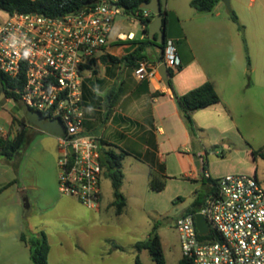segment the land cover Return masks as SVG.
<instances>
[{"label":"built area","instance_id":"1","mask_svg":"<svg viewBox=\"0 0 264 264\" xmlns=\"http://www.w3.org/2000/svg\"><path fill=\"white\" fill-rule=\"evenodd\" d=\"M143 10V17H150L152 12ZM6 15L0 18V73L23 83L13 91L27 110L62 121L66 134L58 137L59 189L88 209L99 210L102 145L100 137L85 133V75L95 61L111 53L113 43L137 36L132 31H115L117 18L126 15L117 0L93 2L58 16ZM160 62L174 71L181 65L173 40L168 41ZM159 66L142 61L134 68V76L150 81L160 76ZM203 177L208 180V192L202 206L176 221L182 259L186 264H264L261 181L245 174L214 177L208 170ZM198 213L206 219L208 234L201 235L197 228Z\"/></svg>","mask_w":264,"mask_h":264},{"label":"rangeland","instance_id":"2","mask_svg":"<svg viewBox=\"0 0 264 264\" xmlns=\"http://www.w3.org/2000/svg\"><path fill=\"white\" fill-rule=\"evenodd\" d=\"M163 2L165 4V0ZM171 3L178 4L191 40L194 38V41H198L206 56L216 57L221 43L231 35L232 40L228 42L231 48L229 52H222L221 59L228 57L229 62L230 70L227 75H223L229 81L227 92L237 89V98L244 100L239 102L224 93V98L229 100L233 109L232 118L238 131L232 128L220 132L211 130L205 133L202 141L209 161L214 162L223 175L257 176L264 186V159L252 154V151L264 152V0H222L219 3L222 13L220 18L211 13H198L189 0H172ZM231 11L236 13L240 24L244 26L243 34L239 32L238 24L231 20ZM6 16V12L0 9V18ZM180 29L176 24L173 32H180ZM115 31H132L137 37L143 33L141 22L128 15L117 18ZM172 40L177 47L188 51V41L184 35ZM128 50L127 45H119L112 47L110 52L122 57ZM145 54L152 62V59L161 56L162 50L152 46ZM118 65L111 60L107 63L99 61L90 68L91 79L105 77L108 84L111 80L107 78H114L108 67L119 69ZM125 70L123 66L124 73ZM5 103L6 97L0 82V114L9 111L18 114L20 104L17 101L11 99L3 107ZM198 136L196 130L195 138L198 139ZM49 142L56 143L52 138ZM124 167L126 170V161ZM179 170L178 160L171 156L169 172L177 173ZM127 174L130 178L129 171ZM177 176L175 179H166L165 189L161 192L150 188L146 176L140 175L136 183L128 180L125 183L127 206L121 215L116 214V208L111 204L114 200L113 188L105 177L102 181L103 203L99 210L88 209L73 197L60 195L62 201H59L53 198L50 190L48 192L54 201L40 208L34 207L25 214L26 233L32 236L45 232L50 244L49 264H135L137 256H140L143 264H155L149 251L144 249L139 252L136 244L147 240L154 226H157L165 264H179L182 253L176 221L197 198L203 201L208 191L207 180L202 183L201 180ZM4 198L6 195L1 199ZM27 264H32L29 256Z\"/></svg>","mask_w":264,"mask_h":264},{"label":"crops","instance_id":"3","mask_svg":"<svg viewBox=\"0 0 264 264\" xmlns=\"http://www.w3.org/2000/svg\"><path fill=\"white\" fill-rule=\"evenodd\" d=\"M171 1L165 0L164 4L162 0L163 10L168 11L165 31L170 40L184 35L186 42L188 41V51L177 47L182 69L177 71L173 78L175 92L182 95L210 81L221 100L194 112L193 120L199 132L197 139L191 136L173 90L161 75L150 81L139 80L134 76V68L126 65L124 73L123 65H118L119 69L108 67L110 75L114 78H107L111 81L106 84L108 80L106 81L105 77L91 79L90 72H87L84 83L85 133L100 137L101 140L113 145L117 151L128 153L123 159L124 194L125 183L128 180L136 183L142 175L148 178L149 183L150 172L159 171L160 166H164L163 174L166 179H175L177 175H181L195 181L201 180L203 183L200 177L204 167L212 176H222L223 172L215 167L214 162L209 161L202 139L205 133L211 130L220 132L232 128L238 131L232 118L233 109L229 100L224 98V93L226 96L230 94L231 98L239 102L244 100L237 98L239 94L237 89L227 92L229 81L223 75H227L230 70L229 62L228 57L221 59L222 52H229L231 48L228 43L232 40L231 35L221 43L216 57L206 56L201 51L198 41H194V38L191 40L178 4ZM191 1L189 0V3ZM219 6V4L216 6L213 13L210 12L216 18H220L222 14ZM176 24L180 26L181 33L173 32ZM142 35L137 38H142ZM151 61L154 65H161L160 57ZM1 87L3 90L2 83ZM112 89L121 90L114 101H109L107 95ZM10 102L11 99L6 98L3 107ZM18 103L20 104L18 114L11 111L0 114V141L13 139L22 129L28 134L23 148L12 157L4 155L0 146V264H27L30 248L21 239V235L28 230L25 219L27 212L34 207L40 208L41 205L49 204L53 198L62 201L60 195L72 198L59 189V138L32 125L27 116L28 110L21 102ZM50 138L56 143H50ZM195 154L200 157L199 169L194 159ZM171 156L179 162L180 170L177 173L169 172ZM128 171L131 174L130 178ZM50 190L52 199L48 192ZM5 195L6 198L2 200ZM125 195L127 198V194Z\"/></svg>","mask_w":264,"mask_h":264},{"label":"trees","instance_id":"4","mask_svg":"<svg viewBox=\"0 0 264 264\" xmlns=\"http://www.w3.org/2000/svg\"><path fill=\"white\" fill-rule=\"evenodd\" d=\"M98 1L101 0H0V9L6 11L9 14H14L15 12H36L47 16H58L63 13L76 11L90 3ZM148 1L150 0H117V5L123 9L126 15L136 17L137 14H139L137 17L138 20L144 25V37L113 43L112 47L127 45V48L129 49L128 52L122 57H117L109 53L108 55L101 57L100 60L95 61L94 64H97L99 61L102 63H107L108 60H111L114 64L123 65L125 67L127 65L129 67L136 68L140 62L148 60V56L145 54V51L152 46H158L161 48L162 54L160 56V60L163 59L167 43L170 39L168 33L165 30V39L162 44L157 43L156 40L150 39L148 35V28L149 24L155 18V15L154 13H151L150 17L145 18L142 15L144 10L141 8L142 4ZM221 1L222 0H192L190 5L198 13H210L214 11L216 6ZM163 13L164 27L166 28L168 24V11L164 9ZM230 18L234 23L238 24V30L243 34L244 26L240 24L239 18L234 11H231ZM243 40L245 44V50L247 51L245 38H243ZM181 69L182 67L180 65L177 71ZM177 71H174L171 68L168 69V80L166 83L173 90L179 110L188 125L191 136L195 138L197 129L193 120L194 112L214 105L220 102L221 99L210 81H206L202 85L191 89L182 95L177 94L173 86V78ZM0 82L2 83L6 98L14 99L17 102H20L19 95L13 90L16 87L21 88L23 83L21 81L16 83V80L2 73H0ZM120 90L121 89H112L108 93L107 99L109 101H114L119 96ZM154 94L158 95L159 93ZM27 139V131L23 129L20 130L13 139L0 141L3 154L7 157H12L23 148ZM101 145L100 160L103 167V176L109 179L112 184L114 195L112 205L116 208V214L121 215L127 206V199L122 191V187L124 184L123 159L128 153L122 150L117 151L113 145L106 143L103 140H101ZM252 154L254 157L260 156L264 159V152L253 151ZM203 170H206V167H204ZM163 172L164 166H160L159 171L157 172H150L149 185L152 190L161 192L165 189L166 176L163 174ZM205 180L206 179L202 174V181L205 182ZM202 204L203 201H200V199L197 198L193 205L186 210V213L197 211L200 209ZM21 239L30 248L32 264H49L50 244L45 232L41 231L37 234H33L32 236L24 232L21 235ZM136 248L139 252L144 249L148 250L155 264H165L161 237L158 233L157 226H154L147 240L140 241L136 244ZM135 264H143L140 256L136 257ZM179 264H186V262L182 259Z\"/></svg>","mask_w":264,"mask_h":264},{"label":"water","instance_id":"5","mask_svg":"<svg viewBox=\"0 0 264 264\" xmlns=\"http://www.w3.org/2000/svg\"><path fill=\"white\" fill-rule=\"evenodd\" d=\"M142 9L150 10L154 13L155 18L149 24L148 28V35L151 40H156L157 43L162 44L165 39V27H164V20H163V8H162V0H150L145 2L141 6ZM159 73L164 79V81L168 80V67L166 63H162L159 66ZM27 116L29 118V122L32 125L37 126L40 130L54 135L56 137H62L66 134V129L64 124L59 119H50L48 117L43 116L38 112H34L28 110ZM72 151V147H70ZM194 159L196 160V166L198 169L200 168V157L195 154ZM197 219V228L201 235L208 234L210 228L206 222L204 216L200 213L196 215Z\"/></svg>","mask_w":264,"mask_h":264}]
</instances>
